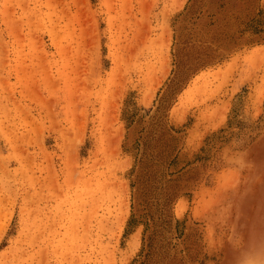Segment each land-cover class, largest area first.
<instances>
[{
  "label": "rangeland",
  "instance_id": "obj_1",
  "mask_svg": "<svg viewBox=\"0 0 264 264\" xmlns=\"http://www.w3.org/2000/svg\"><path fill=\"white\" fill-rule=\"evenodd\" d=\"M264 232V0H0V264H234Z\"/></svg>",
  "mask_w": 264,
  "mask_h": 264
},
{
  "label": "clouds",
  "instance_id": "obj_2",
  "mask_svg": "<svg viewBox=\"0 0 264 264\" xmlns=\"http://www.w3.org/2000/svg\"><path fill=\"white\" fill-rule=\"evenodd\" d=\"M234 264H264V232L240 237V246Z\"/></svg>",
  "mask_w": 264,
  "mask_h": 264
},
{
  "label": "bare ground",
  "instance_id": "obj_3",
  "mask_svg": "<svg viewBox=\"0 0 264 264\" xmlns=\"http://www.w3.org/2000/svg\"><path fill=\"white\" fill-rule=\"evenodd\" d=\"M237 253V252H236Z\"/></svg>",
  "mask_w": 264,
  "mask_h": 264
}]
</instances>
